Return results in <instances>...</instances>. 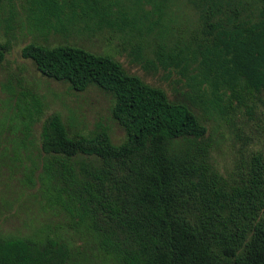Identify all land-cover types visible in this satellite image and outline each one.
<instances>
[{"label": "trees", "instance_id": "1", "mask_svg": "<svg viewBox=\"0 0 264 264\" xmlns=\"http://www.w3.org/2000/svg\"><path fill=\"white\" fill-rule=\"evenodd\" d=\"M24 1L29 31L66 40L31 41L23 57L76 91L109 94L125 138L115 143L102 124L71 131L59 113L43 116L35 93L13 94L3 157L30 159L32 196L88 246L32 221L31 234L0 233V264H264V139L224 173L205 121L223 119L236 135L239 116H264V0ZM19 17L17 0H0V66ZM100 34L145 71L177 74L186 100L70 39Z\"/></svg>", "mask_w": 264, "mask_h": 264}, {"label": "rangeland", "instance_id": "2", "mask_svg": "<svg viewBox=\"0 0 264 264\" xmlns=\"http://www.w3.org/2000/svg\"><path fill=\"white\" fill-rule=\"evenodd\" d=\"M23 4L26 5L24 0H17L20 17L16 23L15 36L12 37V49L7 53L3 65L0 66V233L24 236L31 234L32 221L36 226L47 223L59 224L63 227L61 231L65 237L76 241L78 246L81 245V249L85 250L88 246L87 240L79 238L68 227L64 213L52 212L49 208L44 209L41 201H36L32 196L37 193L39 184L27 186L23 182L24 167L31 165L30 159L24 160L21 167L18 161L8 156L3 157L4 146H10L11 131L8 128H1V121L9 110L8 100L14 98L13 94L27 90L35 93L43 101L44 117L54 112L59 113L71 131L91 133L102 124L109 128L113 141L119 143L125 138V130L112 117L113 99L109 94L96 87L76 91L67 82L45 76L38 70L32 59L23 57L22 48L31 41L57 44L66 40L61 34L55 32L45 38L37 37L35 32L29 31ZM21 19L24 24H21ZM1 34H4L3 29ZM106 37L103 34L91 38L73 35L70 39L93 51L114 54L130 72L140 75L153 85L163 87L171 99L186 100L177 74L167 78V74L162 70L157 73L145 71L141 66L131 63L126 53L117 49L116 40L109 41ZM205 121L209 128L208 136L215 144V162L224 173H227V168L234 166L235 158L240 151L246 152L251 148L257 136L264 139V116L254 115L251 119L249 115H244L242 119L239 116L236 122L239 135L232 134L231 130L227 129V122L223 119ZM41 127L42 121L33 125L32 132L36 137L40 136ZM94 252L97 250L94 249ZM100 263L101 260L93 256L90 264Z\"/></svg>", "mask_w": 264, "mask_h": 264}]
</instances>
